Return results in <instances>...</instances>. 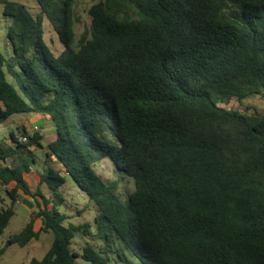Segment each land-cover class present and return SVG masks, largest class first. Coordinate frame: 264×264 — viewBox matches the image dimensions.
<instances>
[{"label":"trees","instance_id":"trees-1","mask_svg":"<svg viewBox=\"0 0 264 264\" xmlns=\"http://www.w3.org/2000/svg\"><path fill=\"white\" fill-rule=\"evenodd\" d=\"M36 1L37 14L3 1L13 53H0V125L21 112L47 115L57 134L47 156L60 167L47 161L34 187L25 175L42 136L0 143V182L15 183L4 190L0 234L20 193L35 206L0 258L46 231L52 243L30 264H106L118 241L138 259L128 264H264V113L228 106L264 98V0H97L79 37L77 0ZM45 20L59 52L45 41ZM105 157L119 177L96 170ZM126 175L134 189L124 200ZM68 177L99 208L103 248H73L92 224L60 209Z\"/></svg>","mask_w":264,"mask_h":264},{"label":"rangeland","instance_id":"rangeland-1","mask_svg":"<svg viewBox=\"0 0 264 264\" xmlns=\"http://www.w3.org/2000/svg\"><path fill=\"white\" fill-rule=\"evenodd\" d=\"M3 1L4 0H0V53L4 54L6 57H9L13 53L11 42L7 37V32L11 25V17L4 14ZM17 1L28 4L35 14L40 11L36 0ZM95 1L97 0H77L76 12L81 18V20L75 25L77 37H79L80 34L84 32L85 28L89 26L90 16L87 10L89 6ZM44 27L45 41L55 52L61 51L64 45L60 41L56 31L52 28L47 20L44 21ZM8 78L13 81V79L9 76ZM228 106L242 110H245L247 106H250L253 107L251 111L257 110L260 113H264V98L260 95L247 97L241 101L234 98L231 100V103ZM17 121H20V115L14 114L0 125V139H3L4 136L8 134L10 129L15 127V122ZM24 156H27V154H24ZM35 156L37 159L43 158V156L45 157V153L41 148H38ZM95 168L107 179L117 178L123 173V171H121L109 157H105L99 161ZM121 186L122 187L118 193L122 199L127 200L129 193L134 189L133 178L126 175V178L122 181ZM60 191L65 197V202L60 206V209L72 215L71 220L75 223L87 222L92 224L90 229L91 232L85 235H77L73 241L74 250L81 251L83 245H85L87 242L95 243L98 247L103 248L104 243L98 238L95 226L93 225V220L99 213L98 206L71 177L67 178V181L61 186ZM0 192L3 193V189H1ZM1 204L2 203H0V205ZM30 206H32L33 209L35 208L34 205L30 204ZM15 210L16 213L11 218L8 226L5 228L4 232L0 234V247L4 245L9 237L22 230V228L30 219L31 210L26 203H17L15 205ZM42 226V219H37L35 223L36 230H41ZM52 240V232L42 231L39 239H33L24 247L14 243L9 246L2 255L0 258V264H30L32 257H43V255L49 249ZM113 250V253H108L110 256V261L106 264H128L129 262L138 261V259L128 249L121 245L119 241L113 246ZM119 253L124 255L123 258L119 256ZM76 261L78 264H89L88 261L82 259L81 257L77 258Z\"/></svg>","mask_w":264,"mask_h":264},{"label":"crops","instance_id":"crops-1","mask_svg":"<svg viewBox=\"0 0 264 264\" xmlns=\"http://www.w3.org/2000/svg\"><path fill=\"white\" fill-rule=\"evenodd\" d=\"M17 114L20 115V121L15 122V127L11 128L8 134L5 135L3 139H0V143H5L8 146L15 147L16 144L12 141L11 133H14V135L18 139H20L19 138L20 134L28 136L29 134L38 132L42 136L41 139L42 146L40 147L33 145L31 146V149L36 153L37 149L41 148L45 153V157L43 156V158H39V159L36 158L37 160L35 163H33L31 171L25 175L26 181L30 183V185L35 187L41 179V172L44 170V167H46L47 161L52 166L60 167L59 163L57 162L54 156L51 157L47 156V151H48L47 145L49 142L54 141L57 136L56 128L52 123V121L50 120V118L45 114L35 113V112H21ZM16 162H18L17 156L9 159V163L14 164ZM14 184H15L14 182H11L9 186H4L0 182V190L3 189V193L0 192V194L4 198V201L0 202L2 203L0 207H5L7 204H9L8 196L6 195V192H4V190L10 189L12 186H14ZM19 202L26 203L29 209L31 211L33 210L32 206H30V204L33 205L30 196L20 193L17 199V203Z\"/></svg>","mask_w":264,"mask_h":264},{"label":"built area","instance_id":"built-area-1","mask_svg":"<svg viewBox=\"0 0 264 264\" xmlns=\"http://www.w3.org/2000/svg\"><path fill=\"white\" fill-rule=\"evenodd\" d=\"M19 138H20V140H22V141H26L27 140V136H25V135H20L19 136Z\"/></svg>","mask_w":264,"mask_h":264}]
</instances>
